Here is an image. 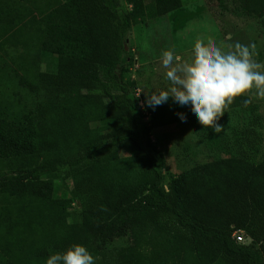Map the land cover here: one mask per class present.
I'll return each mask as SVG.
<instances>
[{
  "label": "trees",
  "instance_id": "1",
  "mask_svg": "<svg viewBox=\"0 0 264 264\" xmlns=\"http://www.w3.org/2000/svg\"><path fill=\"white\" fill-rule=\"evenodd\" d=\"M234 1V14L264 32V0ZM182 7L0 0V49L57 57L52 72L24 54L12 67L0 63V264H46L72 244L86 246L96 264H264V161L230 156L167 186L166 156L150 134L197 120L172 98L149 108V92L139 97L126 79L131 31ZM18 87L26 99L8 95ZM248 98L236 97L224 114L250 107ZM61 173L71 199L56 198ZM239 231L249 243L237 242ZM119 240L126 245L113 248Z\"/></svg>",
  "mask_w": 264,
  "mask_h": 264
},
{
  "label": "rangeland",
  "instance_id": "2",
  "mask_svg": "<svg viewBox=\"0 0 264 264\" xmlns=\"http://www.w3.org/2000/svg\"><path fill=\"white\" fill-rule=\"evenodd\" d=\"M182 1L183 7L175 16L168 15L147 25L137 26L129 35L127 48L131 65L126 79L137 83L140 94L155 89L166 90L169 82L165 76L166 70L161 65L162 52L174 50L184 62H191L197 39L203 40L205 45L209 41L215 42L225 51L234 50L231 46L237 42L254 45L250 49L254 53L253 59L264 69V32L258 21L234 14L237 10L234 0H223L228 13L222 9L219 0ZM22 54L38 59L35 63L40 71L52 72L56 67L57 57L39 48L23 50L10 45L0 49V63L5 60L4 63L12 67V61ZM7 93L10 97H16L17 101L19 96L20 99L28 97L23 87ZM243 95L251 98L252 105L222 115L217 123L223 130L218 134L198 121L151 132L153 142L166 156L164 172L167 186L186 171L230 156L244 157L253 164L264 161V98L258 97L255 89ZM121 156H127V153L122 152ZM55 181L60 186L56 198L71 199V179H66L61 173ZM71 212L75 217L80 213L76 201ZM125 245L124 240H119L113 248Z\"/></svg>",
  "mask_w": 264,
  "mask_h": 264
},
{
  "label": "clouds",
  "instance_id": "3",
  "mask_svg": "<svg viewBox=\"0 0 264 264\" xmlns=\"http://www.w3.org/2000/svg\"><path fill=\"white\" fill-rule=\"evenodd\" d=\"M225 51L222 46L197 39L193 45L191 62H184L174 50L161 54V65L169 82L166 90L155 89L146 95V104L153 110L172 98L182 108L191 111L193 118L206 128L220 133L217 123L236 97L256 90L264 98V69L253 59L254 45L239 42ZM251 98L244 100L245 106ZM183 122V116L181 115ZM46 264H96L86 246L72 244L64 252L50 253Z\"/></svg>",
  "mask_w": 264,
  "mask_h": 264
},
{
  "label": "built area",
  "instance_id": "4",
  "mask_svg": "<svg viewBox=\"0 0 264 264\" xmlns=\"http://www.w3.org/2000/svg\"><path fill=\"white\" fill-rule=\"evenodd\" d=\"M137 95L140 97L139 91H137ZM234 237L236 238L238 243H244L247 244L250 242V240H247L245 234L242 231L236 232L234 234Z\"/></svg>",
  "mask_w": 264,
  "mask_h": 264
}]
</instances>
